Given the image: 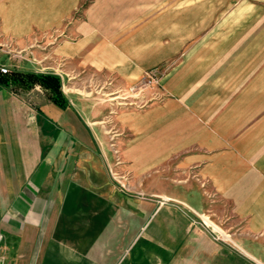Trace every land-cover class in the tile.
I'll list each match as a JSON object with an SVG mask.
<instances>
[{
	"label": "crops",
	"instance_id": "crops-1",
	"mask_svg": "<svg viewBox=\"0 0 264 264\" xmlns=\"http://www.w3.org/2000/svg\"><path fill=\"white\" fill-rule=\"evenodd\" d=\"M198 1L93 0L69 20L80 0H0V65L74 91L59 108L0 74V262L264 264V0ZM163 65L166 101L120 116L135 134L123 158L149 201L69 193L90 182L47 193L42 155L59 153V124L96 139L77 76L128 84Z\"/></svg>",
	"mask_w": 264,
	"mask_h": 264
},
{
	"label": "rangeland",
	"instance_id": "rangeland-1",
	"mask_svg": "<svg viewBox=\"0 0 264 264\" xmlns=\"http://www.w3.org/2000/svg\"><path fill=\"white\" fill-rule=\"evenodd\" d=\"M92 1L80 0L69 20L83 18ZM197 2L199 1L197 0ZM22 58L26 57L23 55ZM33 60L40 63L42 59L33 58ZM63 63L64 60L59 59V72L62 70ZM168 69L167 65L152 68L147 70L137 81L128 84H122L114 75L111 78L108 76L93 77L87 73L77 76V80H80L83 83L82 87L86 89L79 90V92L75 91L74 100L76 103L77 101L90 100L100 116L96 118L97 122L92 125L96 139L93 140L89 134L84 136L82 131H79L78 137H71V133L64 127L65 124H59V148H57L59 153H51L50 148H45L42 155V160H46L49 168L51 166L48 171V178L54 179L56 183L55 186L48 187L47 193H63L67 187L59 186L61 182L76 181L80 184L90 182L92 185L88 188L69 187V193L133 195L145 202L149 201L153 196L150 188L148 189L141 179H136L134 172L128 168L127 162L123 158V149L135 134L130 127L123 123L120 116L123 112L128 114L138 111L147 112L153 106L166 101L168 92L164 89L162 81ZM9 72L10 69L8 68L7 73ZM59 77L61 78L60 75ZM61 81L65 99L59 108L67 109L70 104L68 94L74 91H67V86H64L65 83L62 78ZM15 85L16 88L23 90L32 88L33 93L36 94L37 92L43 98L49 95L51 98L50 91L38 83L27 88L16 82ZM9 157L12 158L13 156ZM10 162L14 165L13 159H10ZM8 173L13 174L14 172ZM33 178L35 177L32 176ZM16 189L20 193L22 188L17 187ZM3 190L0 188L1 209H5ZM212 227L209 228L212 229L211 232L217 240L230 242V236H226L224 233L220 234L219 231L213 229L215 227Z\"/></svg>",
	"mask_w": 264,
	"mask_h": 264
},
{
	"label": "trees",
	"instance_id": "trees-1",
	"mask_svg": "<svg viewBox=\"0 0 264 264\" xmlns=\"http://www.w3.org/2000/svg\"><path fill=\"white\" fill-rule=\"evenodd\" d=\"M4 79L6 81H14L24 88L38 83L50 91L53 101L59 103V105H63L62 102L65 97L62 91V81L54 73L11 71L4 75Z\"/></svg>",
	"mask_w": 264,
	"mask_h": 264
},
{
	"label": "built area",
	"instance_id": "built-area-1",
	"mask_svg": "<svg viewBox=\"0 0 264 264\" xmlns=\"http://www.w3.org/2000/svg\"><path fill=\"white\" fill-rule=\"evenodd\" d=\"M8 72V68H6V67H3V66H0V73H3V74H5V73H7ZM213 228V227H212ZM214 229V228H213ZM0 264H5V263H0Z\"/></svg>",
	"mask_w": 264,
	"mask_h": 264
}]
</instances>
